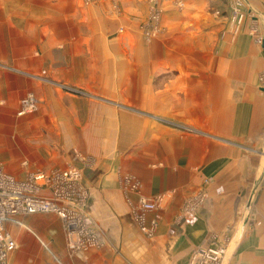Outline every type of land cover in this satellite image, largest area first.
Returning a JSON list of instances; mask_svg holds the SVG:
<instances>
[{
	"label": "crops",
	"instance_id": "crops-1",
	"mask_svg": "<svg viewBox=\"0 0 264 264\" xmlns=\"http://www.w3.org/2000/svg\"><path fill=\"white\" fill-rule=\"evenodd\" d=\"M149 1L0 0V175L82 171L102 246L71 251L53 213L20 215L6 231L32 241L16 228L26 219L56 264H190L220 246L224 264H264V0H245L238 33L229 0H159L163 33L147 41ZM54 92L69 114H54L57 149L39 142V162L19 137L31 115L18 110L28 94L39 106ZM159 197L158 211L141 210ZM51 215L62 227L33 220Z\"/></svg>",
	"mask_w": 264,
	"mask_h": 264
},
{
	"label": "built area",
	"instance_id": "built-area-1",
	"mask_svg": "<svg viewBox=\"0 0 264 264\" xmlns=\"http://www.w3.org/2000/svg\"><path fill=\"white\" fill-rule=\"evenodd\" d=\"M86 6L96 0H83ZM245 0H229L230 21L234 31L238 33L246 18L244 13ZM149 19L144 23L143 30L148 41L163 33V11L159 0L149 3ZM38 100L28 95L20 105L19 115H32L37 112ZM88 192L83 186V172L75 167L65 171L53 170L34 172L24 181H17L13 176L0 175V264L9 263L10 255L16 251L17 243L6 231V225L20 215L55 214L61 218L68 233V248L73 252H82L90 248L102 246L98 234L87 225L85 207ZM156 201L142 199L140 207L144 212H156L161 208L163 197ZM204 201L197 198L188 206V213ZM227 249L212 247L196 250L190 264H224Z\"/></svg>",
	"mask_w": 264,
	"mask_h": 264
},
{
	"label": "rangeland",
	"instance_id": "rangeland-1",
	"mask_svg": "<svg viewBox=\"0 0 264 264\" xmlns=\"http://www.w3.org/2000/svg\"><path fill=\"white\" fill-rule=\"evenodd\" d=\"M149 3H150V1H149ZM149 17L150 16L148 14V19H149ZM143 25H142V31L144 33ZM144 37H145V34H144ZM50 87H52V86H50ZM68 87L72 88L70 86H68ZM63 89H60L59 91L58 90L57 91L61 94L63 92H66V91H70L69 89H65V88H63ZM73 89H74V91H76V93L77 92H80V93L85 92L81 88L80 89L79 88L78 89L73 88ZM52 91H54V89ZM32 94L30 93L28 95H32ZM28 95H27V97H28ZM78 95H80V94H78ZM49 96H51L50 99L48 98ZM58 98H59V96L56 98L55 92L47 94L46 98H44L42 105L40 104L38 106V108L36 110L37 113L35 112L31 116L25 115V116H30V117L25 118L28 123L27 124H20V126H18L19 132L21 133V131H23V133L25 134L24 136L20 135L19 137L20 138H29V141L31 142V144L35 145V146H33V150L35 149L33 153H35V155L37 156V160L39 162L44 161L43 158H45V157H43V154L41 155V153H42L41 151H40V154L38 155V145H39L38 143L39 142H41L44 145L50 144L52 146L49 149L50 152H53L54 148L57 149L56 142L53 141L54 140V134L51 133V128H48V126H51V122L53 120L54 114L59 115L60 111L64 112L63 109L66 110L64 113L69 114V112L67 110L68 102L64 101L62 108H61V105L59 103ZM24 99H22L21 102ZM21 102H20V105H21ZM55 103L60 105L59 109L57 107H55ZM109 103H111V104H109ZM109 103H108L109 104L108 107L116 108V103H113L110 101H109ZM78 108H80V107L77 106V110H78ZM19 110H20V108H19ZM80 110H82V109H80ZM18 115H19V112H18ZM41 143H40V145L42 146ZM42 148L44 150V156H47L45 146ZM22 151H23L22 148L21 149L18 148V151H16V155H19L20 157H22ZM7 155L10 156V154H8V153H7ZM11 156H12V154H11ZM78 156H79V159L83 162V164L85 166L93 165L94 160L92 157L82 155V154H78ZM29 159L30 158H28L27 160H29ZM21 162H23V161H21ZM3 169L4 168H0V171H3ZM263 187H264L263 182L259 181L257 188H256L258 195H260L261 192L262 193L264 192ZM257 193L256 192L253 193L252 203L255 202V197H256V202H257V196H256ZM252 209H253V207L250 208L249 215L251 214L250 211ZM47 218H54L53 221L51 220V222H49V223H52L51 225L53 227H58L59 225H61V227H62V223L61 224L57 223L58 218H56L55 216H52V215L51 216H35V217H33V220H37L39 228H41V230H43L45 219H47ZM24 220H25V222H24ZM24 220H23V222L21 221V222L16 223V224H18L16 226V228H17V230L24 231L27 234V236L31 237L32 241H29V239H26L27 243L25 242L23 246H22L23 242L17 243L18 245L16 247V251L13 252V255H11L12 256L11 263H13V264H52V263L56 264V260L52 259L53 255L51 254V252L46 251V249L47 250L51 249L52 245L49 243H47V244L44 243L43 239H41L37 234H34L33 232H31V230L28 228V226H26L27 225L26 219H24ZM58 222H59V220H58ZM53 235L55 236V233H53ZM43 243L45 245H47L48 248L44 247ZM47 261H49L51 263H47ZM224 263H225V260H224ZM58 264H62V263H60L58 261ZM236 264H238V263H236Z\"/></svg>",
	"mask_w": 264,
	"mask_h": 264
},
{
	"label": "water",
	"instance_id": "water-1",
	"mask_svg": "<svg viewBox=\"0 0 264 264\" xmlns=\"http://www.w3.org/2000/svg\"><path fill=\"white\" fill-rule=\"evenodd\" d=\"M263 91H264V88H263Z\"/></svg>",
	"mask_w": 264,
	"mask_h": 264
}]
</instances>
